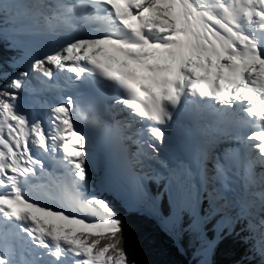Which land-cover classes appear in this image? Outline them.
Masks as SVG:
<instances>
[{"label": "snow or ice", "instance_id": "obj_1", "mask_svg": "<svg viewBox=\"0 0 264 264\" xmlns=\"http://www.w3.org/2000/svg\"><path fill=\"white\" fill-rule=\"evenodd\" d=\"M0 42L24 69L0 73V264H138L117 204L199 239V264L233 233L264 264V0H0ZM172 133L191 155L169 166Z\"/></svg>", "mask_w": 264, "mask_h": 264}, {"label": "trees", "instance_id": "obj_2", "mask_svg": "<svg viewBox=\"0 0 264 264\" xmlns=\"http://www.w3.org/2000/svg\"><path fill=\"white\" fill-rule=\"evenodd\" d=\"M18 56L19 53L15 49H10L0 42V73L23 71L22 68L13 69L9 66L11 60ZM3 83L4 81L0 80V84ZM160 177L158 182L149 181V186L154 193L159 187L163 193L159 203L161 208H164L168 202L167 193L164 192L167 176L160 173ZM117 207L126 220V247L131 249L138 264H199L201 257L194 255L201 243L199 239L185 233L179 241L175 240L147 206L141 211L125 209L119 204ZM214 235L209 225L208 239L213 240ZM243 235L245 234L222 235L208 258L210 264H261L260 257L250 251L251 242L241 239Z\"/></svg>", "mask_w": 264, "mask_h": 264}, {"label": "rangeland", "instance_id": "obj_3", "mask_svg": "<svg viewBox=\"0 0 264 264\" xmlns=\"http://www.w3.org/2000/svg\"><path fill=\"white\" fill-rule=\"evenodd\" d=\"M22 69H23V68H22ZM23 70H24V69H23ZM21 95H22V96H25V98L27 99L26 94L21 93ZM37 98L40 99L41 101L44 100L43 97H37ZM36 110H37V111H40V106L37 107ZM89 147H91V148L93 149V148H94V144H90ZM134 147H136V146H134ZM93 151H94V150H93ZM133 151H134V150H133ZM133 151H132V152H133ZM94 152H95V151H94ZM95 156H96V155H95ZM112 157H113L114 159L116 158V157H115V153L113 154ZM113 158H112V159H113ZM114 159H113L112 161H114ZM114 164H115V162H114ZM109 165L112 166L110 163H109ZM110 166H106V165L103 163L102 158H99V157L96 156V171H97L101 176H103V175H109V176H112L111 171H110ZM169 166H170V165H169ZM118 167H119V168H118ZM156 167L159 169V173L164 174L165 176H167V170H166V169H164V168H162V167H160V166H156ZM115 170L118 171V176L121 175V174L123 173V169L120 168L119 163H118V165H117V163H116ZM131 208H132L133 210H137V211L144 210V207H142V208H138V206H136V205H133V207H131ZM210 255H211V254H210ZM210 255H209V257H210ZM209 257H208V258H209Z\"/></svg>", "mask_w": 264, "mask_h": 264}, {"label": "bare ground", "instance_id": "obj_4", "mask_svg": "<svg viewBox=\"0 0 264 264\" xmlns=\"http://www.w3.org/2000/svg\"><path fill=\"white\" fill-rule=\"evenodd\" d=\"M47 96H49L50 94L49 93H45ZM97 136L98 137H103L105 140H106V142H107V146L109 147V149H110V153H111V155L113 156V154L115 153V159H114V161H113V165L112 166H110V171H111V174H112V176H118V171H116L115 170V167H116V163H117V165H118V163H119V165H120V168L121 169H123L124 170V160H123V158H122V156H121V154H120V151L117 149V147L116 146H114L109 140H108V138H107V136L105 135V133L104 134H97ZM100 137V138H101ZM102 139V138H101ZM94 142H97V140H94ZM105 146H106V143H105ZM106 146V147H107ZM126 146L129 148V150L132 152L133 150H135V148L136 147H134V146H136L135 144H131L130 142H126ZM93 150L95 151L94 153H95V155L97 156V157H99V156H101L100 154H99V151L97 150V149H95V148H93ZM112 156H110L111 158H112ZM112 159V160H113ZM112 160H110V162H112ZM114 162H115V164H114ZM172 165H174V164H172ZM119 168V167H118Z\"/></svg>", "mask_w": 264, "mask_h": 264}, {"label": "water", "instance_id": "obj_5", "mask_svg": "<svg viewBox=\"0 0 264 264\" xmlns=\"http://www.w3.org/2000/svg\"><path fill=\"white\" fill-rule=\"evenodd\" d=\"M165 228V227H164ZM168 231V230H167ZM168 233H169V231H168ZM172 236V235H171ZM173 237V236H172ZM207 238H208V236H207ZM214 238H215V235H214ZM176 240V239H175ZM220 240V239H219ZM180 245V244H179Z\"/></svg>", "mask_w": 264, "mask_h": 264}]
</instances>
